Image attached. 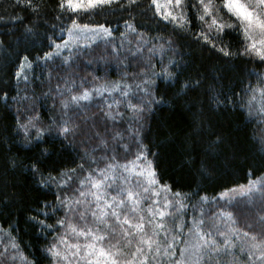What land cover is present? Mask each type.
I'll use <instances>...</instances> for the list:
<instances>
[{
    "label": "snow or ice",
    "instance_id": "snow-or-ice-1",
    "mask_svg": "<svg viewBox=\"0 0 264 264\" xmlns=\"http://www.w3.org/2000/svg\"><path fill=\"white\" fill-rule=\"evenodd\" d=\"M15 7L29 13L31 22L33 17L40 18L48 5L47 0H15ZM141 8L144 6L140 0H56V18L68 19V33L74 39L84 33H91L89 39L101 34L110 37L107 54L123 65L124 71L118 81L100 77L94 81L86 77L77 80L72 73L58 76L55 86L44 94L52 101L47 122L36 111L34 102L23 105L28 113L23 120L20 117L24 113L17 109L15 131L19 142L29 151L35 149L25 167L42 188L56 189L54 201L39 205L26 222L39 228L40 234L52 237L43 249L48 264H249L256 250V260L264 264V229L255 233L251 222L244 225L243 231V237L250 236V241H244L239 249L241 254L247 250L248 260L240 262L232 251L237 246L232 235L238 231L233 225L241 216L256 211L253 197L257 192L262 205L259 213H264V170L258 173L250 168L252 179L246 185L230 189L233 196L224 204L219 200L225 193L213 197L216 210L205 214L200 208V216L191 225L185 220V210L195 211L199 205L187 203L190 197L163 181L161 154L152 149L164 146L153 144L143 135L144 114L153 105L167 103L165 97L174 85H163L164 81L179 82L177 73L163 61L165 44L171 49L175 42L169 39L153 44L152 40L163 37L146 38L131 22V11ZM117 9L129 14V19L124 20L126 32L92 19ZM144 10H151L154 17L172 24L174 30L191 37L194 44L217 52L226 61L240 57L247 63L257 61V67L264 65V0H149ZM9 19L25 18L14 14ZM4 20L0 15V21ZM27 31L30 34L32 30ZM232 33H236L238 45L227 40ZM68 43L63 41V47L67 48ZM60 48L61 44L52 41L49 50L41 51L37 60L22 53L13 78L28 81L25 70L32 69L39 60L60 57ZM87 55V51L73 53L63 57L62 64L72 67L76 58ZM91 63L89 59L87 64ZM199 84V80H187L178 91ZM237 95L239 101L233 99ZM0 99L7 101L9 93L0 89ZM94 100L99 101L97 111L89 114ZM223 102L244 109L241 115L246 113L247 119L264 129V75L257 74L255 81H249L246 87L242 84L239 94L233 91L232 97H225ZM53 132V139L59 138L61 146L65 141L72 145L79 139L82 154L78 162L73 160L74 166L45 167L55 151V144L50 146L47 139ZM213 135L215 138L208 143L210 155L225 143L221 133ZM255 139L264 151V130ZM3 202L0 196V204ZM255 223L264 225V215H258ZM16 231L11 224L7 228L0 225V264H39L21 245ZM178 245L182 246L177 251Z\"/></svg>",
    "mask_w": 264,
    "mask_h": 264
},
{
    "label": "trees",
    "instance_id": "trees-1",
    "mask_svg": "<svg viewBox=\"0 0 264 264\" xmlns=\"http://www.w3.org/2000/svg\"><path fill=\"white\" fill-rule=\"evenodd\" d=\"M148 2L149 0H140L144 8ZM55 4L56 0H47L46 11L40 18L33 17L29 22V13L16 8L15 0H0V15L5 17L4 21H0V89L9 93L7 101L0 99V141L4 142L0 143V196L4 201L0 204V225L7 228L11 224L15 227V235L21 245L35 256L39 264H48L43 249L52 237L40 234L39 228H34L26 221L39 205L54 201L56 189L55 186H52V190L42 188L31 170L25 167L30 163L35 149L29 151L28 146L21 144L15 131L17 109H20V89L18 81L13 77L22 53L31 54L32 59L37 60L41 51L49 50L52 41L57 44L65 39L67 28L71 25L67 18H56L59 10L55 9ZM144 8L131 11V22L138 26V30L148 39L158 35L163 37V40H152L153 44L164 43L169 39L175 42L171 49L165 44L167 51L163 60L169 63L167 57L171 59L169 67L177 73L179 82L164 81L163 85H174L165 97L167 103L153 105L144 114L143 135L153 144L164 146L162 149H152L161 154L159 164L163 181L174 185L176 191L182 192L193 201L201 197H216L223 191L246 185L252 179L250 168L256 169L258 173L264 170V151L255 139L264 129L255 121L247 119L246 113L242 116L244 109L223 101L225 97H232L233 91L239 94L241 85L246 87L249 81H255L257 74L264 75V65L257 67V61L247 63L245 58L240 57L226 61L217 52L197 46L191 37L174 30L172 24L161 21L159 17L153 16L151 10L145 11ZM14 14L25 19L10 20L9 17ZM192 14L190 11L189 15ZM92 19L100 23H110L113 30L126 32L124 20L129 19V14L117 9L107 16ZM29 28L32 30L30 34L27 31ZM116 38L119 39L118 34ZM128 38L131 39L132 35L129 34ZM109 39L111 38L99 40L69 53H89L76 58L72 67L63 65L61 58L45 64H40L39 60L32 68L36 92L39 95L48 93L49 88L55 86L57 77L67 76L68 73H72L77 80L81 77H86L89 81H94L95 77L119 80L124 67L115 58L108 56ZM227 40H231L234 45L240 43L236 33H232ZM89 59L92 60L90 65L87 64ZM135 67L134 64L133 68ZM187 80H199L200 84L178 91ZM239 98V95L233 97L237 101ZM43 106L47 109L39 106L37 110L47 122L46 113H52V105L47 102ZM96 111L97 105H91L89 114ZM215 132L224 136L225 143L210 155L208 143L215 138ZM54 137V132L51 137H47L50 146L55 144V151L45 167L74 166L73 160L78 162V157L82 154L79 139L72 145L65 141L61 146L60 139H53ZM147 142L146 140L145 143ZM13 160L16 161V166H13ZM258 195L257 192V197ZM257 197H253L256 199V211L241 216L235 223L238 239L235 241L237 246L232 251L239 257L240 262L248 260L247 250L243 254L239 250L244 241H250V236L243 237L244 225L253 223L255 233L264 229V225L255 223L258 215H264L259 213L262 205ZM49 222H54V218ZM257 239H260L259 236ZM256 255H259L258 250ZM256 255L251 257L249 264H260Z\"/></svg>",
    "mask_w": 264,
    "mask_h": 264
},
{
    "label": "rangeland",
    "instance_id": "rangeland-1",
    "mask_svg": "<svg viewBox=\"0 0 264 264\" xmlns=\"http://www.w3.org/2000/svg\"><path fill=\"white\" fill-rule=\"evenodd\" d=\"M90 36H91V33H84V34H81V37L79 39H74L67 31L65 34V39L63 41L69 42L68 47L67 48L63 47V41L57 43V44H61V48L59 49L60 54H61L60 57L54 56L52 60H40V64H45L46 62H54L57 59H60V58L62 59L63 57L70 56L69 53H71L72 51H74L77 48L89 46V45H91V44H93L99 40H104V39L110 38V37L104 36L103 34H101V36L99 38H93V39H89L88 37H90ZM165 49L167 51V48H165ZM160 58L161 57L159 55V58H157V60H159ZM167 60L169 61V63H172V61L169 57H167ZM163 61L165 64H168L170 66V64L166 60H163ZM25 71H26L27 76L29 77L28 81H24L23 79H20L19 81L17 80L18 85H19V89H20V98H19L20 110L22 113H24V115H21V117H20L21 120L24 119V116L28 115V113L24 112V109H23L24 104L31 105V103L34 102L36 111H38L37 108H39V106L44 108V106H43L44 103L49 102L50 105H52V101L44 95L45 93L39 95L37 93L38 91L36 92V88H35V86L33 84V80H32L33 79V70L32 69H26ZM115 81H118V80H115ZM112 95L116 96L117 94L112 93ZM25 96L28 98L27 100L23 99ZM38 99L40 101H38ZM84 103H88V102H84ZM98 103H99L98 100H94L93 102H91V105H98ZM45 108H46V106H45ZM51 114L52 113H46L47 116H49ZM238 188H239V186H236V187H233L231 189H238ZM257 189H259V185H257ZM229 190L222 192V193H225V196H224V199L219 200V204L225 203V201L232 198L233 193L230 192ZM168 195H169V198H171V195L170 194H168ZM249 195H251V194H249ZM219 196H220V194L218 196H216V198H219ZM212 198L213 197H207V199H204V200L198 199L196 201H193L192 198H190L189 200L186 201L189 204H193V205L198 204L199 205V207H197V209L195 211H193L191 208H188L185 210L186 211L185 220H186L187 224L191 225L193 220L200 216V208H203V211L205 214H208V213L215 211V209L217 208V203ZM205 219L206 220L208 219L207 215L205 216ZM223 221H224V217H221V226L222 227H223ZM233 227L236 228L235 224L233 225ZM185 231H187V228L185 229ZM237 233H238V231H237ZM218 239H221V238L218 237ZM232 239L234 242L238 239V237L236 238V233L232 235ZM181 246L182 245L177 246V251L179 250V247H181ZM177 258H179V257H177Z\"/></svg>",
    "mask_w": 264,
    "mask_h": 264
}]
</instances>
